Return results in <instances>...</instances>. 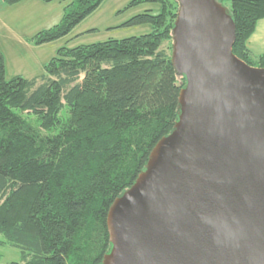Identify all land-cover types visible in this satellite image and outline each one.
<instances>
[{"label":"trees","instance_id":"16d2710c","mask_svg":"<svg viewBox=\"0 0 264 264\" xmlns=\"http://www.w3.org/2000/svg\"><path fill=\"white\" fill-rule=\"evenodd\" d=\"M218 1H228L235 23L232 52L264 67V53L247 46L264 18V0ZM101 2L70 0L62 19L32 40L67 35ZM142 2L160 11L123 25L149 24L148 33L60 47L39 77L6 79L0 51V245L20 251L11 264H102L112 247L111 204L174 129L186 79L161 46L172 37L178 3L130 5Z\"/></svg>","mask_w":264,"mask_h":264},{"label":"water","instance_id":"95a60500","mask_svg":"<svg viewBox=\"0 0 264 264\" xmlns=\"http://www.w3.org/2000/svg\"><path fill=\"white\" fill-rule=\"evenodd\" d=\"M177 1L178 120L111 204L102 264H264V67L218 0Z\"/></svg>","mask_w":264,"mask_h":264},{"label":"rangeland","instance_id":"374dc122","mask_svg":"<svg viewBox=\"0 0 264 264\" xmlns=\"http://www.w3.org/2000/svg\"><path fill=\"white\" fill-rule=\"evenodd\" d=\"M39 1L41 5H33L28 1L21 4L16 3L17 8H11V13L15 11L16 21L11 24L6 22L4 30L2 27L0 28V51L4 55L6 79L16 75L26 79L41 76L46 63L63 46L73 47L108 38L121 39L145 34L150 31V25L126 26L123 23L133 15L144 12L148 7H151L150 12L153 14L160 11V5L157 3L142 2L130 5L133 0H102L100 5L67 35L50 42L36 44L32 38L41 30L57 24L62 19L65 6L70 2V0ZM224 2L225 6L229 7L228 1ZM177 3L178 14L180 6L178 1ZM16 4L6 5L13 7ZM6 16H8L7 12L1 15L2 19H5ZM171 36V39L165 41L161 48L172 57L174 50L173 29ZM0 239H4L2 235H0ZM19 254L20 251L17 248L4 242L0 245V264H11L18 261Z\"/></svg>","mask_w":264,"mask_h":264},{"label":"crops","instance_id":"0c3cea01","mask_svg":"<svg viewBox=\"0 0 264 264\" xmlns=\"http://www.w3.org/2000/svg\"><path fill=\"white\" fill-rule=\"evenodd\" d=\"M27 1L31 2L33 5H35V4L41 5L39 0H22V1L18 2V4L25 3ZM221 4L229 12V7L225 6V2H223ZM17 6L18 5L16 4L13 7H8V5H6V3L3 0H0V23H2L0 25V28L2 27L4 30L6 22L11 24V23H14L16 21L15 11H13L11 13V8L16 9ZM26 6L28 7V5H26ZM150 8L151 7H148L145 10H150ZM5 12L8 13V16L5 17L6 20L2 19V17H1V15ZM11 14H13V16H11ZM140 25H142V24H140ZM150 30H151V26H150ZM82 44H88V43H82ZM247 46H248V49L251 51V53L254 55L264 53V18L260 19L257 22L254 32L249 36V38L247 40Z\"/></svg>","mask_w":264,"mask_h":264},{"label":"bare ground","instance_id":"6f19581e","mask_svg":"<svg viewBox=\"0 0 264 264\" xmlns=\"http://www.w3.org/2000/svg\"><path fill=\"white\" fill-rule=\"evenodd\" d=\"M143 175V174H142ZM113 238V236H111Z\"/></svg>","mask_w":264,"mask_h":264}]
</instances>
